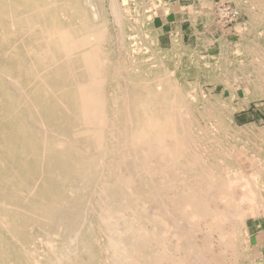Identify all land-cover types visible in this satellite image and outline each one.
<instances>
[{
	"label": "bare ground",
	"instance_id": "1",
	"mask_svg": "<svg viewBox=\"0 0 264 264\" xmlns=\"http://www.w3.org/2000/svg\"><path fill=\"white\" fill-rule=\"evenodd\" d=\"M108 3L114 35L102 0H0V264H239L245 220L264 214V126L230 125L233 88L222 103L143 68ZM226 72L207 76L229 86Z\"/></svg>",
	"mask_w": 264,
	"mask_h": 264
},
{
	"label": "rangeland",
	"instance_id": "2",
	"mask_svg": "<svg viewBox=\"0 0 264 264\" xmlns=\"http://www.w3.org/2000/svg\"><path fill=\"white\" fill-rule=\"evenodd\" d=\"M253 1L226 0L225 3H233L235 8L240 12V19L236 24L232 25L228 30L222 31L215 23L216 27L212 30L213 37L204 38L198 47L191 46L186 42L180 43L178 44L179 48H177L176 51L178 54L169 57V59L164 60L163 63H161L162 61L160 60V57L170 53L174 49V47L170 49L160 48L157 42V15L158 13H161L162 9L167 8L164 0H128L126 5L130 8V14L122 12L125 10L124 5L121 4L122 0H115L121 15L123 14L121 16V19L124 21L121 25L123 27L122 33L131 35V37H133V44L138 43L139 45H145L144 47L146 50L143 47L140 51L132 52L133 59L136 62L141 63L143 68L155 70L154 68L156 67V69H159V72L163 74L164 72H167V75H170L171 80L177 82L182 89L187 88V84H198L196 88L197 92H202L209 98L220 96V98H218V102L220 101L223 103L225 100L228 101L231 95L230 88H233L232 90L235 92L236 96L233 97L234 99H231L229 106L239 107L233 111L231 116L232 124L230 125L233 126L236 124L238 127H243V125H249L248 123H250V125L252 124L251 126H254L255 128H262L264 126V87H258L259 89L254 91V93L248 86L244 87L246 82L245 76L252 77L248 72L249 69H243L246 67L244 64H247L251 60L250 54L247 53V46L250 42H259L257 38H253L250 34V15H253V12L255 15L258 14L259 16L263 14L258 10V8L256 9V6L254 7L253 4L258 2L264 3V0ZM102 3L103 4L99 5V11L101 9V11L105 12V18L108 23V32L110 35L117 34L116 26H113L110 23L112 22L111 20L113 17L109 14L108 0H102ZM131 25L132 31L130 30ZM237 26H239V28H237ZM113 28L115 30H113ZM128 39V42H130V38ZM113 49H116L115 46H113ZM154 57L156 60H160V62L153 61ZM229 61L231 63H229ZM220 65L224 67L227 71L226 73L235 74V81L231 80L230 82L232 87L230 85L226 86L223 82L219 81L214 86L210 82V79L207 76L208 73L213 72L215 68ZM201 86L203 88H200ZM243 88H245V91ZM252 93L254 94V97ZM258 93L260 94L258 95ZM247 100L248 104H244ZM224 114L226 113L224 112ZM257 183L258 187H263L260 197L261 201L263 200L262 202L264 203V173H261L259 182ZM263 220L264 214L259 216L252 215L246 218L245 227L243 228L244 232H242V234L246 232L245 237L247 239L246 242L241 241L240 248L243 252V256H241L239 264H254L255 249L252 247L256 242V238H254V236L261 225L264 224Z\"/></svg>",
	"mask_w": 264,
	"mask_h": 264
},
{
	"label": "crops",
	"instance_id": "3",
	"mask_svg": "<svg viewBox=\"0 0 264 264\" xmlns=\"http://www.w3.org/2000/svg\"><path fill=\"white\" fill-rule=\"evenodd\" d=\"M225 1L164 0L167 10L162 9V14L158 13L156 22L159 47L170 49L174 43L185 42L198 47L204 38L213 37L212 30L217 25H215L214 8L217 3ZM229 4L234 5L233 3ZM254 238H256V242L252 246L256 254L254 264H264V224L258 229Z\"/></svg>",
	"mask_w": 264,
	"mask_h": 264
},
{
	"label": "built area",
	"instance_id": "4",
	"mask_svg": "<svg viewBox=\"0 0 264 264\" xmlns=\"http://www.w3.org/2000/svg\"><path fill=\"white\" fill-rule=\"evenodd\" d=\"M215 23L223 31L228 30L232 25L236 24L240 19V12L234 5L221 2L217 3L214 8Z\"/></svg>",
	"mask_w": 264,
	"mask_h": 264
}]
</instances>
